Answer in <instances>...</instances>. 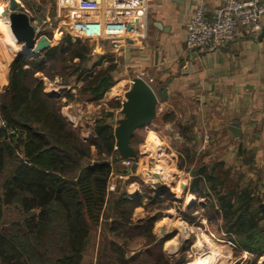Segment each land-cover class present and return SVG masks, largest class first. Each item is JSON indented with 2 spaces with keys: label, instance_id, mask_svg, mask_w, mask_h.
<instances>
[{
  "label": "trees",
  "instance_id": "16d2710c",
  "mask_svg": "<svg viewBox=\"0 0 264 264\" xmlns=\"http://www.w3.org/2000/svg\"><path fill=\"white\" fill-rule=\"evenodd\" d=\"M56 14L54 9L44 15L54 18ZM102 45L103 50L107 49V43ZM95 47L93 41H72L63 35L61 42L45 50L40 59L18 55L12 64L10 83L0 101V120L5 123L0 128V180L4 179L0 221L10 207H16L21 219L11 228L0 226V264H83L92 231L103 220L113 165L120 162L115 128L106 112V117L97 120L91 140L85 143L61 114L60 101L46 94L44 82L35 77L44 74L51 63V71L63 77L64 87H69L72 80L76 84L64 90L61 99L100 102L118 83L119 68L117 60L102 51L95 53ZM92 58L97 61L92 62ZM111 105L120 108L118 102ZM162 122H166L165 117ZM181 137L186 144V136ZM135 142L136 135L133 148ZM92 147L96 149L95 160ZM197 150L195 145L192 151L186 149L178 165L195 178L190 192L206 199L210 221H222L228 242L259 260L264 257V198L252 181L245 183L243 173L237 171L232 177L235 171L223 161L200 163L191 170L188 165L194 163ZM6 172L9 175L4 178ZM114 205L116 216L107 224L109 234L121 237L143 231L149 242L155 241L152 230L156 217L133 226L134 210L140 201L129 200L123 192ZM186 220L193 222L190 216ZM164 242L155 250L148 248L142 264H173L163 254ZM106 244L119 260L109 255L98 264L139 263L137 254L126 259L125 250L116 242Z\"/></svg>",
  "mask_w": 264,
  "mask_h": 264
},
{
  "label": "crops",
  "instance_id": "0c3cea01",
  "mask_svg": "<svg viewBox=\"0 0 264 264\" xmlns=\"http://www.w3.org/2000/svg\"><path fill=\"white\" fill-rule=\"evenodd\" d=\"M221 2L208 0L209 12ZM194 6L195 0H149L148 17L134 34L140 37L129 41L118 56L117 76L123 81L103 99L104 106H111L107 116L113 112L109 123L114 126V121L121 118L125 95L131 88L122 97L118 94L120 85L141 77L155 92L166 90L154 122L159 120L162 106L167 111L162 116L166 120L164 129L171 126L178 131L176 125L180 124L179 134L186 136L188 144L243 173L244 181H252L264 198V37H254L244 29L233 43L217 51L189 49L185 26ZM107 44V49L98 53L105 52L114 59L118 54ZM114 89L117 93H113ZM112 101L118 102L120 108L112 107ZM68 105L73 108L72 115H68L72 119L81 106ZM231 127L237 129L235 133ZM141 202L145 204L147 200Z\"/></svg>",
  "mask_w": 264,
  "mask_h": 264
},
{
  "label": "rangeland",
  "instance_id": "374dc122",
  "mask_svg": "<svg viewBox=\"0 0 264 264\" xmlns=\"http://www.w3.org/2000/svg\"><path fill=\"white\" fill-rule=\"evenodd\" d=\"M9 1L10 0H0V4L7 14L10 12ZM55 2L56 0H39V2L33 5L39 13L44 15L54 10ZM55 40H57V38ZM58 41L59 40L53 43L58 44ZM18 55L19 51L16 52V55L10 56L9 53H5L4 48L0 49V64L2 62V64H7L9 66L5 74L6 76L0 74V101L2 94L9 86L12 64ZM41 57V55L36 58L25 56V58L29 60H38ZM114 59L119 61L118 56ZM96 61L97 60H93L92 58V62ZM106 65L107 63H105V66ZM50 66L51 63H48L46 72L44 74L38 73L35 77L44 82V92L46 94L60 101V112L69 123L70 129L76 132L82 141L88 143L89 139L93 137L97 119L106 117V111H109V107L111 108V106H104L103 104L105 103L103 100L97 103H89L84 101L67 102V99H61L60 94L65 93L64 90L75 88L76 84L72 80L69 81V83L71 82L69 87H64V79L58 73L60 69H56L58 74L55 75V71H51ZM62 66L61 63L58 64V67L61 68ZM121 78V76L117 77L119 80L117 85L123 81ZM131 82L132 78L128 79L123 85H120L118 94H121L123 97L125 92L128 91L132 85ZM114 92L117 93L116 89H114ZM73 93L75 92L73 91ZM77 103L80 104L81 109L77 112V116L70 119L69 113L72 115L73 108H70L68 104ZM86 103L91 104V106H85ZM165 112H167L166 109L160 106L159 120L137 132L134 149L136 152L138 151L139 159L135 170L132 171L131 165H123L122 160L127 159H122L120 157V162L117 161L113 165L114 169L111 177L106 212L101 224L92 231L91 239L83 254V264H98L99 261L100 263H104L109 255L113 256L115 261L118 262L119 257L111 254L106 244H110L112 241L116 242L125 250L126 259H130L137 254L140 257L138 264H142L147 249L155 250V247H158L162 240L165 241L162 245L163 254L173 264H191L193 262L204 264L203 261L210 257L213 260V264H264V257L255 260L252 254L247 251H240L236 249L232 243L228 242L225 233H223L221 229L222 221H210L209 216L211 213H209L205 207L206 199H200L190 192V186L195 178L186 169L180 170L178 165L183 161L181 158L185 156L184 151L186 149L192 151L193 145L183 142L179 134V130L181 129L180 124L176 125L178 131H175L171 126L167 127L168 129H164L161 119ZM116 125V121H114L115 128ZM183 126L185 125H182V127ZM151 137H154L153 141L150 140ZM91 150L93 159H97L96 149L92 147ZM206 152V150L202 152L201 149H198L194 157V163H190L188 167L193 170L194 167L200 163H215V160L208 157ZM131 160L135 162V160ZM158 164L163 165L167 171L163 175L158 174L160 179L156 177L157 173L155 172ZM10 170L9 168V171ZM8 173L6 172L4 178L7 177ZM236 173L237 171H232V177H234ZM186 174L190 176L188 177ZM3 181L4 179L0 180V199L3 196ZM156 182H162L165 185L164 190H167L166 193H164V190H158L152 186V184ZM123 192L128 194L129 200L135 202H141L144 199L147 200L145 204L141 202V205L135 208L133 226L138 227L139 225L145 224L151 218L156 217L157 220L152 230V235L155 238L154 242H149L147 236L141 234L143 231H139L137 235H131L130 233L128 235L122 234L121 237H115L111 233H108L107 224L111 223L116 216L114 201L119 198ZM191 195L194 197V205L188 206V196L191 197ZM157 198L159 199L158 203H153V200ZM187 216L192 218V223L186 220ZM18 219H21L20 212L16 207H10L6 209L4 217L0 221V226L11 228L12 223ZM173 240H175V242L171 246H167V244L171 243Z\"/></svg>",
  "mask_w": 264,
  "mask_h": 264
},
{
  "label": "built area",
  "instance_id": "2783aa9c",
  "mask_svg": "<svg viewBox=\"0 0 264 264\" xmlns=\"http://www.w3.org/2000/svg\"><path fill=\"white\" fill-rule=\"evenodd\" d=\"M15 1L18 11L29 17L37 40L46 37L50 42L59 40V44L63 35H67L72 41L95 42V53L103 50V43H109L117 56L122 55V48L129 45V41L140 37L141 34H134L148 17L149 2L56 0L54 9L57 14L49 18L35 9L33 4L39 0ZM207 1L195 0L193 13L185 26L187 48L214 52L233 43L240 30L246 29L254 37L261 34L264 28V0H221V5L210 12ZM3 127L5 123L1 121L0 128ZM122 161L125 166L135 164L131 159Z\"/></svg>",
  "mask_w": 264,
  "mask_h": 264
},
{
  "label": "water",
  "instance_id": "95a60500",
  "mask_svg": "<svg viewBox=\"0 0 264 264\" xmlns=\"http://www.w3.org/2000/svg\"><path fill=\"white\" fill-rule=\"evenodd\" d=\"M10 12H4L3 16L9 22V28L13 37L18 44L25 46L28 50H32L33 55L19 53L22 56L40 57L43 52L51 47V42L46 37H41L37 40L35 30L30 24L29 17L18 11L17 2L15 0L9 1ZM264 37V28L260 35ZM166 90L160 93L154 89L141 77H136L132 80L130 90L126 93V100L122 104L120 111L121 118L116 122L115 139L116 150L122 159H133L135 164L132 166V171L137 166V153L132 147V139L135 137L136 132L142 128L151 125L157 118V108L159 100L166 98ZM113 112H108V117H111ZM233 133L236 132L235 127L230 128ZM160 179V176L156 174ZM152 186L158 190H164L165 185L162 182L153 183ZM167 190H164L166 193ZM194 200L188 202V206L193 204Z\"/></svg>",
  "mask_w": 264,
  "mask_h": 264
},
{
  "label": "bare ground",
  "instance_id": "6f19581e",
  "mask_svg": "<svg viewBox=\"0 0 264 264\" xmlns=\"http://www.w3.org/2000/svg\"><path fill=\"white\" fill-rule=\"evenodd\" d=\"M4 12L5 11H4L2 5L0 4V47L4 48L5 49V53L6 52L9 53L10 56L11 55L12 56L16 55V52H18V51H19V53H24V54H27V55H33L32 50H28L25 46H23L21 44H18L16 42V40L13 37V35L11 33V30L9 28V22L3 16ZM8 67L9 66L7 64H2V62H1V64H0V74L6 76L5 74L7 72V68ZM113 93H116V92H114V90H113ZM150 140L153 141L154 137H151ZM155 170H156L155 172L157 174H160V175H163V174H165L167 172L166 169L164 168V166L161 165V164H158L157 168ZM188 197L189 198H188L187 202H190L191 200L194 199V197L192 195H191V197L190 196H188ZM174 242H175V240H173L171 243H168L167 246H171ZM203 263L204 264H213V260L210 257L209 259L204 260ZM191 264H198V263L197 262H193Z\"/></svg>",
  "mask_w": 264,
  "mask_h": 264
}]
</instances>
